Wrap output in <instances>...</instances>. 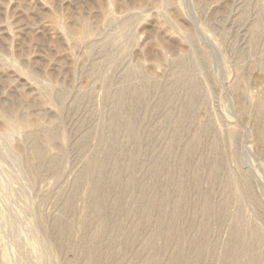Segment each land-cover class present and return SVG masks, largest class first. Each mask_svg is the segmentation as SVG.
<instances>
[{
	"label": "rangeland",
	"instance_id": "obj_1",
	"mask_svg": "<svg viewBox=\"0 0 264 264\" xmlns=\"http://www.w3.org/2000/svg\"><path fill=\"white\" fill-rule=\"evenodd\" d=\"M0 264H264V0H0Z\"/></svg>",
	"mask_w": 264,
	"mask_h": 264
}]
</instances>
